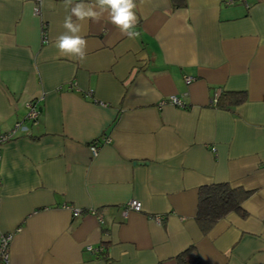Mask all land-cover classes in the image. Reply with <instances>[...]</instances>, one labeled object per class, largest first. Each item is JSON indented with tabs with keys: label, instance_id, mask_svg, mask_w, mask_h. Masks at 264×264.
<instances>
[{
	"label": "crops",
	"instance_id": "0c3cea01",
	"mask_svg": "<svg viewBox=\"0 0 264 264\" xmlns=\"http://www.w3.org/2000/svg\"><path fill=\"white\" fill-rule=\"evenodd\" d=\"M136 3L139 37L87 21L81 61L54 47L64 0H0L8 264H174L189 248L202 264H264V0ZM221 91L246 101L215 108ZM222 183L250 192L244 216L202 235L198 191ZM130 200L141 210L125 213Z\"/></svg>",
	"mask_w": 264,
	"mask_h": 264
},
{
	"label": "clouds",
	"instance_id": "9594fccd",
	"mask_svg": "<svg viewBox=\"0 0 264 264\" xmlns=\"http://www.w3.org/2000/svg\"><path fill=\"white\" fill-rule=\"evenodd\" d=\"M68 14L54 42L60 55L70 59L84 60L87 40L82 34L87 21L99 23L102 19L113 25L122 35L130 39L139 37L136 31L138 24L136 0H64Z\"/></svg>",
	"mask_w": 264,
	"mask_h": 264
},
{
	"label": "trees",
	"instance_id": "16d2710c",
	"mask_svg": "<svg viewBox=\"0 0 264 264\" xmlns=\"http://www.w3.org/2000/svg\"><path fill=\"white\" fill-rule=\"evenodd\" d=\"M246 101L244 92H220L213 107L227 109L243 104ZM250 192L241 188H231L228 184L206 185L198 191L196 225L202 235L210 232L213 226L230 212L244 216L241 205ZM174 264H202L189 248L174 258Z\"/></svg>",
	"mask_w": 264,
	"mask_h": 264
},
{
	"label": "built area",
	"instance_id": "2783aa9c",
	"mask_svg": "<svg viewBox=\"0 0 264 264\" xmlns=\"http://www.w3.org/2000/svg\"><path fill=\"white\" fill-rule=\"evenodd\" d=\"M34 14L37 15L38 14V10L34 11ZM45 28H43L42 30V37H43V42H46V32H45ZM193 79L188 77L185 78V82L189 83L191 82ZM219 93L216 95V97L212 100V105L215 104L216 99L218 97ZM164 101L160 102V104H163ZM165 104H170L179 108L184 109L183 104L179 101L178 98L176 97H170L169 99H167L165 101ZM38 116V111L35 107V105H33L32 103L29 104V113L27 114V120L30 121H34L36 120ZM21 127V125L17 124L15 126L14 129H19ZM14 133V130L11 131L10 133L7 134H0V142L7 140L11 134ZM90 152L92 155H96L97 153V148L95 146H90ZM141 210V204L140 202L136 201V200H130L128 201L125 205H124V212L127 213L128 211H140ZM82 211L80 209L74 208L71 210V213L73 216H78ZM93 212V211H91ZM152 219L156 222V223H162L163 218L161 216H152ZM11 241V235H6L3 236L1 238V242H0V264H8V254L6 252L7 246L9 244V242ZM95 253H101L102 249L101 247L97 248L94 250Z\"/></svg>",
	"mask_w": 264,
	"mask_h": 264
}]
</instances>
